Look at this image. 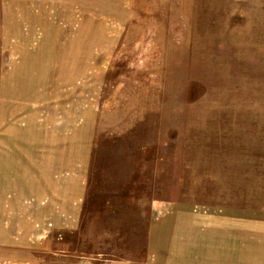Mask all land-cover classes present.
Listing matches in <instances>:
<instances>
[{
	"label": "rangeland",
	"instance_id": "374dc122",
	"mask_svg": "<svg viewBox=\"0 0 264 264\" xmlns=\"http://www.w3.org/2000/svg\"><path fill=\"white\" fill-rule=\"evenodd\" d=\"M31 121L85 158L0 165V264H171L174 216L186 264H264V0H0V149Z\"/></svg>",
	"mask_w": 264,
	"mask_h": 264
},
{
	"label": "crops",
	"instance_id": "0c3cea01",
	"mask_svg": "<svg viewBox=\"0 0 264 264\" xmlns=\"http://www.w3.org/2000/svg\"><path fill=\"white\" fill-rule=\"evenodd\" d=\"M19 96L24 99L20 102V106H23L22 110L29 109L37 102L36 94L26 96L20 93ZM31 96L33 98H30ZM33 115L31 113L29 117L34 120ZM12 139L13 142L10 144L3 141L4 145L0 149V165L3 170L1 174L3 181L6 182L4 184L7 190L16 186V180H29V187L32 185V187L35 186L36 191H41L42 183L51 177L54 166L84 162L85 144L84 138L81 133L79 134V129H76L75 133L73 132L70 136L60 138L54 135L52 130L31 121L28 122V127L24 130L14 132ZM36 181L42 182L37 184ZM187 220L183 216H174L172 221L171 237L167 245L169 255L165 259H168L169 263L171 261V264H186L187 261L193 260L194 254L197 255L198 246L193 240L199 229H193L194 225L189 226ZM200 250L201 248H199V252Z\"/></svg>",
	"mask_w": 264,
	"mask_h": 264
}]
</instances>
